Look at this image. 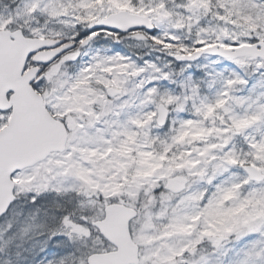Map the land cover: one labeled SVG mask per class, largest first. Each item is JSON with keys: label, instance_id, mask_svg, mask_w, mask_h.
Returning a JSON list of instances; mask_svg holds the SVG:
<instances>
[{"label": "snow or ice", "instance_id": "snow-or-ice-1", "mask_svg": "<svg viewBox=\"0 0 264 264\" xmlns=\"http://www.w3.org/2000/svg\"><path fill=\"white\" fill-rule=\"evenodd\" d=\"M128 2L135 15L112 8L106 17L97 16L88 0H26L18 14L17 20H70L66 27L73 34L42 45L58 48L46 60L35 58L39 48L21 50L23 79H0V181L10 193L0 203V221H7L10 234L0 245V257L3 250L11 252V234L19 230L35 231L33 247L45 246L54 253L43 264H264V0H248L246 5L218 2L215 13L210 3L184 0L176 11L189 17L190 27L209 14L223 26L201 27L191 45L179 41L176 33L183 28V16L175 19L165 0L139 9L134 0ZM237 10L251 17V27L228 23ZM12 23L11 18L0 21L9 30ZM164 23L171 25L167 32L160 27ZM79 24L87 25L86 30L80 31ZM102 33L117 41L114 48L119 37L128 34L168 50L182 65L211 54L218 57L217 65L227 67L206 73V81L191 75L176 81L173 73L154 63L136 64L120 51H83ZM34 35L43 36L31 24L19 29L20 37ZM82 56L88 59L81 61ZM77 61L78 70L61 79L65 66ZM149 70L154 78L145 82L142 77ZM10 71L8 54L0 50V72L7 77ZM161 79L173 81L177 90L156 86ZM204 86L214 90L211 97L201 95ZM238 88L248 95L235 97ZM69 90L79 95L87 112L73 128L67 118L74 113L58 117L72 137L69 144L79 139L80 147L106 148L111 155L113 148L126 152L135 142L138 149L132 155L139 150L148 163L133 164L114 180H99L95 174L85 180L64 165L53 166L43 178L38 174L22 180L21 169L9 159L10 145L27 135L31 121L52 111L50 103L41 106L37 97L50 100ZM26 95L33 98L31 108ZM189 106L186 116L169 120L173 110ZM209 121L213 127L207 126ZM153 126L168 129V134H154ZM69 192L71 199L64 202ZM21 196L24 206L17 211ZM157 234L177 242L151 259H128L125 241L129 246L136 242L139 249V241ZM233 237L243 242L241 247L226 249L224 242ZM52 240L62 246L51 249ZM204 245L212 252L202 253Z\"/></svg>", "mask_w": 264, "mask_h": 264}, {"label": "rangeland", "instance_id": "rangeland-1", "mask_svg": "<svg viewBox=\"0 0 264 264\" xmlns=\"http://www.w3.org/2000/svg\"><path fill=\"white\" fill-rule=\"evenodd\" d=\"M14 0H0V21H7L12 19L13 23L11 27H24L29 28V25L33 27H38L45 36H70L73 33L70 32L69 28L66 27V24L71 23V21H65L63 19L51 20L48 17H39V18H28L24 17L21 20H17L18 14L22 11L23 5L26 0H17L12 3ZM168 4L170 10L178 9L179 6L184 2V0H165ZM202 2L209 3V0H202ZM221 2H232V0H222ZM236 3L240 5H246L248 0H235ZM12 3V4H11ZM153 3V0H134L135 9L140 7L150 5ZM88 4L92 7L93 11L97 16H105L110 13L112 8L116 9H125L129 12L135 13L133 11V6L129 5L128 0H88ZM213 6L215 2L212 0ZM216 9H212V13H215ZM179 13V12H178ZM181 14V13H180ZM174 16L175 19H178L179 15ZM251 17L244 16L239 14V10L235 15L234 19L228 21L229 24L235 23L237 26L251 27ZM189 17L183 15V28L181 31H178L176 35L179 37V41L191 45L192 42L196 39V34L201 27L206 29L218 30L222 25H217L216 17L212 14V17L202 16L201 24L196 25L195 27H190ZM160 27L167 32L168 28L171 27L168 23L161 24ZM0 28H3V25L0 24ZM87 25L79 24L78 29L80 31H85ZM228 31H232L231 28ZM214 32H210V35H213ZM242 34H247L246 32ZM41 37V36H40ZM117 41L113 37L105 36L103 33L93 41L88 49L83 51L94 52L96 49H99L102 53L108 50L120 51L126 57H129L132 62L136 64L147 65L154 63L158 65L163 71L171 72L174 74L173 79L176 81L182 80L186 75H191L194 78H199L207 80L206 73H213L218 68H225L226 65H217L215 61L218 57L211 54L200 55L197 59L193 61L185 62L183 65L179 60L175 58L168 50L164 48H157L151 44L150 41H138L136 39H131L127 35L124 37H119V44L114 45ZM175 47V45H174ZM88 56H82L81 61L87 60ZM81 61H77L75 64L66 65L63 69L61 79H67L70 77L73 72L78 70ZM59 61H57L58 63ZM77 66V67H75ZM192 67V68H191ZM185 69H192L185 72ZM249 75L254 74L253 69H249ZM153 74L151 70L142 77L145 82L148 79H153ZM156 86L164 89L177 90V86L173 81L158 80ZM169 87V88H168ZM213 94L206 86L202 88L201 95L211 97ZM47 95V93H46ZM233 95L237 98H243L248 95L246 89H236ZM44 100V99H43ZM44 103H50L52 111L50 112L56 116L67 115L68 113H74L72 116H68V127H78L76 123L77 120L83 119L81 115H87L86 110L81 107L79 95L70 94V90L66 91L62 96L55 97L54 99L44 100ZM189 108H186L183 111L173 110L170 113L169 120H178L183 116L188 114ZM136 111V109H133ZM219 121L216 122L218 124ZM208 127H213V121L208 122ZM153 133L156 134L159 132L161 136L168 134V129H159L156 126H153ZM72 139L71 136H68V140ZM67 140V141H68ZM82 143L81 140H77L75 144H69L67 142L65 149L69 151L56 152L48 155L44 160L34 164L31 167L22 169L19 173V176L24 181L31 180L36 175H41L43 178V173L50 172L53 166L64 165L65 167H71L76 170L77 174H80L85 180L90 179L91 175L95 174L99 180H114L117 174L123 175L129 167L133 164L141 165V161L148 163V157H140V151H136V155H132L134 149H138V145L135 142H130V145L127 148L126 152H121L119 147L113 148L111 155H109L108 149H100L97 147H80ZM123 143V141H118L117 144ZM236 145L239 148L240 141L239 138L236 140ZM158 147V146H157ZM73 153L75 157L73 158ZM87 165V166H86ZM138 170V169H137ZM95 181H93L94 183ZM70 187V185H69ZM72 193H67L63 196V201L67 202L71 199ZM24 206V197L21 196L19 199V207L17 211H22ZM9 219H12L11 217ZM141 226L143 223V218H138ZM8 223L7 221H0V245H3L5 240L9 239V233L7 232ZM155 227L153 231L155 232ZM29 234V235H28ZM38 235L35 231L23 233L17 231L16 233L11 234L12 239L10 241L9 247L11 252L3 250V256L0 257V260H9L11 259L14 264H43L44 261L53 258V252H50L45 246H36L33 247V239ZM174 240H161L160 234L154 235L150 240H141L139 243L143 245L139 248V258L144 260L145 258L151 259L155 256L157 252H162L167 247L176 243ZM70 243V242H69ZM136 243V242H135ZM242 241L233 237L232 239L224 242V247L226 249L236 250L239 249L242 245ZM62 245L60 242L52 240L51 249L55 250L60 248ZM71 251V248H68ZM201 252L204 254H209L212 252L207 245H204L201 249ZM57 255L62 253H55ZM5 256V257H4Z\"/></svg>", "mask_w": 264, "mask_h": 264}, {"label": "water", "instance_id": "water-1", "mask_svg": "<svg viewBox=\"0 0 264 264\" xmlns=\"http://www.w3.org/2000/svg\"><path fill=\"white\" fill-rule=\"evenodd\" d=\"M135 15V13H130ZM15 39H9V37ZM61 39H49V38H37L32 37L28 39L26 37L19 36V29L11 33L8 30H0V50L6 51L8 54V61L11 66V71L6 77L3 72H0V79L10 78L14 81H21L23 78L19 72V64L22 63L23 57L20 55L21 50H29L32 48L41 49L36 53L37 59H48L56 49L45 50L41 48L42 45L55 44ZM63 46V45H62ZM31 73V69L29 73ZM28 106L31 108L34 101L31 95H26ZM41 106L43 105L42 97H37ZM67 135L64 132L63 126L59 120L55 119L50 113L43 116L42 119L31 121L29 125V131L26 136L20 140L13 141L9 147V159L14 161V166L20 169L34 165L36 162L43 160L51 152H61L65 148ZM10 193L4 182L0 181V203L9 198ZM125 245L128 247L129 256L128 259L135 260L138 256V248L134 242L129 246V242L125 241Z\"/></svg>", "mask_w": 264, "mask_h": 264}, {"label": "trees", "instance_id": "trees-1", "mask_svg": "<svg viewBox=\"0 0 264 264\" xmlns=\"http://www.w3.org/2000/svg\"><path fill=\"white\" fill-rule=\"evenodd\" d=\"M222 0H213V2H215V6H213V4H212V0H209V3L212 5V9H216V4L218 3V2H221ZM177 9H174L173 10V12H174V16H176L177 14H180V13H178L177 11H176ZM181 16H183V14H180L179 15V17H178V19L181 17ZM208 17H212V14H209L208 15ZM190 70H192V69H185V72H187V71H190ZM159 130V129H158ZM158 134H159V132H157ZM156 133V134H157ZM160 135V134H159ZM161 136V135H160ZM5 257V256H4Z\"/></svg>", "mask_w": 264, "mask_h": 264}]
</instances>
